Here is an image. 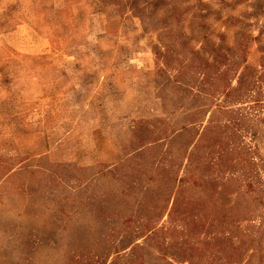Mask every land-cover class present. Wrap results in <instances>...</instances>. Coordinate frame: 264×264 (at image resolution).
Here are the masks:
<instances>
[{"label":"rangeland","instance_id":"1","mask_svg":"<svg viewBox=\"0 0 264 264\" xmlns=\"http://www.w3.org/2000/svg\"><path fill=\"white\" fill-rule=\"evenodd\" d=\"M0 264H264V0H0Z\"/></svg>","mask_w":264,"mask_h":264}]
</instances>
